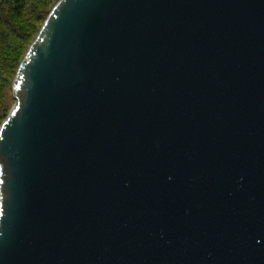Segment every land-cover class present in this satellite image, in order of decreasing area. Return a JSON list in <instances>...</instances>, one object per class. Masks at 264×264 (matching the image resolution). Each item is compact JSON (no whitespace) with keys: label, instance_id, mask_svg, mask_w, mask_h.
Returning a JSON list of instances; mask_svg holds the SVG:
<instances>
[{"label":"water","instance_id":"95a60500","mask_svg":"<svg viewBox=\"0 0 264 264\" xmlns=\"http://www.w3.org/2000/svg\"><path fill=\"white\" fill-rule=\"evenodd\" d=\"M0 124V264H264V0H58Z\"/></svg>","mask_w":264,"mask_h":264},{"label":"trees","instance_id":"16d2710c","mask_svg":"<svg viewBox=\"0 0 264 264\" xmlns=\"http://www.w3.org/2000/svg\"><path fill=\"white\" fill-rule=\"evenodd\" d=\"M58 0H0V124L10 110L6 87Z\"/></svg>","mask_w":264,"mask_h":264},{"label":"rangeland","instance_id":"374dc122","mask_svg":"<svg viewBox=\"0 0 264 264\" xmlns=\"http://www.w3.org/2000/svg\"><path fill=\"white\" fill-rule=\"evenodd\" d=\"M14 77H15V75H14ZM14 77H13V79H11V80H8V85H7V87H6V92L8 93V97H7V99H8V103L10 104V108L9 109H11V107L13 106V104H14V102H15V99H14V97H13V95H12V83H13V80H14ZM8 111H10V110H8ZM9 113V112H8ZM7 113V114H8ZM6 114V115H7ZM5 118V117H4ZM3 121V120H2ZM1 121V122H2Z\"/></svg>","mask_w":264,"mask_h":264}]
</instances>
